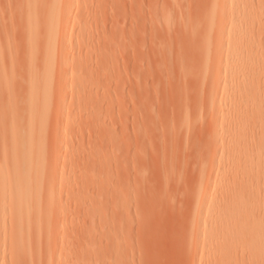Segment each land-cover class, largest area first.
<instances>
[{
    "label": "rangeland",
    "instance_id": "obj_1",
    "mask_svg": "<svg viewBox=\"0 0 264 264\" xmlns=\"http://www.w3.org/2000/svg\"><path fill=\"white\" fill-rule=\"evenodd\" d=\"M68 2L69 42L56 66L68 68L66 91L40 154L46 191L54 190L53 206L41 216L48 249L39 252L26 241L25 264H190V194L205 181L213 155L223 154L225 173H236V164L227 162L229 142L220 149L217 133L240 111L255 139L264 137V0H248L246 44L233 52L244 59L241 71L249 81L241 80L236 90L242 97L217 119L211 116L217 103L211 89L218 80L222 86L224 68L203 73L196 50L209 1ZM15 4L0 0V69L9 78L25 74L28 66L26 39L16 33L8 38L3 30ZM3 94L0 106L9 96ZM51 97L57 101L54 92ZM5 142L0 136V165ZM48 197L44 193L43 201ZM144 211L151 221L156 217L152 224L141 217ZM15 216L13 209H0V264H12L10 251L22 235L14 228ZM167 243L174 244L172 252Z\"/></svg>",
    "mask_w": 264,
    "mask_h": 264
},
{
    "label": "bare ground",
    "instance_id": "obj_2",
    "mask_svg": "<svg viewBox=\"0 0 264 264\" xmlns=\"http://www.w3.org/2000/svg\"><path fill=\"white\" fill-rule=\"evenodd\" d=\"M207 1L210 6L206 7L202 16L201 45L196 50L202 59L203 73L224 68L222 86L218 80L211 89L210 99L217 102L214 103L211 116L217 119L225 117L231 111L233 101L242 97L236 89L242 82L249 81L246 73L241 71L244 59L233 56L234 51L246 44L245 6L248 0ZM15 2V7L9 12V25L3 30L8 38L10 34L16 33L14 36L18 34L26 39L29 52L23 58L28 66L25 74L12 78L7 77L0 69V96L9 93L6 100H1L0 106V136H6L1 152L3 163L0 165V209L6 207L16 211V216L13 217L14 228L22 235L15 242V248L10 251L9 256L12 264H25L26 241H30L31 248L39 252L48 249L47 242L42 237L45 223L41 216L42 211L51 210L54 190L51 188L46 191L48 184L44 179L40 154L44 136L48 135L47 130L52 128L55 117L59 115L57 102L62 101L66 91L64 86L68 68L56 66L65 56L64 46L69 42L67 26L70 13L67 10L68 0ZM83 30L79 28L80 33ZM78 56L80 54L76 53L72 60L76 61ZM34 58L38 61L37 64H34ZM2 82H6L4 88ZM10 85H14L17 91L10 93ZM227 89L230 91L225 94ZM53 92L57 101L51 97ZM261 127L264 130V126ZM217 134L220 149L229 142L227 162L236 164V173H225L224 166H221L223 154L219 157L213 155L212 166L205 170V181H200L190 194V210H185V216L189 213V218H186L191 232L185 248L189 256L187 261L190 264H195L196 261L198 264H207L208 261L211 264H239L238 262L246 259L248 264H264V137L259 135L255 139L240 111L235 112L233 123ZM259 177L262 178L261 184L257 181ZM61 187L60 184L59 188ZM46 192L49 197L43 201V194ZM169 199L170 197L167 201ZM165 203L164 206L167 207L172 201ZM174 208L168 209L171 214V209ZM163 209L162 213L165 212ZM178 210L180 208L176 210L179 215ZM176 212L173 214L176 215ZM181 212L182 210L180 214H184ZM144 215L146 220L144 216L141 217L148 223L150 218L147 216H150V212L147 215L144 211ZM179 216H176L177 219ZM152 217L154 219L155 216ZM166 217L169 222L171 217ZM152 221H149L150 224ZM159 235L157 234L158 238ZM140 243L144 241L141 239L138 245ZM150 244L152 247V242ZM166 246L172 249L171 244L167 243ZM178 247L183 248L182 245ZM140 249L150 256L146 248ZM176 253L178 255L179 252ZM0 257L5 258V248ZM163 260L162 262L166 261Z\"/></svg>",
    "mask_w": 264,
    "mask_h": 264
}]
</instances>
